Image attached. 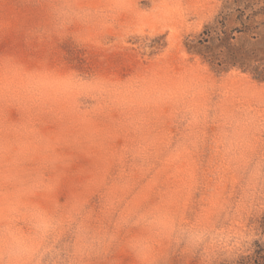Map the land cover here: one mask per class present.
I'll return each instance as SVG.
<instances>
[{
	"label": "rangeland",
	"instance_id": "374dc122",
	"mask_svg": "<svg viewBox=\"0 0 264 264\" xmlns=\"http://www.w3.org/2000/svg\"><path fill=\"white\" fill-rule=\"evenodd\" d=\"M224 3L0 0V264H264V81L188 50Z\"/></svg>",
	"mask_w": 264,
	"mask_h": 264
},
{
	"label": "trees",
	"instance_id": "16d2710c",
	"mask_svg": "<svg viewBox=\"0 0 264 264\" xmlns=\"http://www.w3.org/2000/svg\"><path fill=\"white\" fill-rule=\"evenodd\" d=\"M203 49L211 65L250 71L264 81V0H225L222 14L200 34L199 45L188 48Z\"/></svg>",
	"mask_w": 264,
	"mask_h": 264
}]
</instances>
